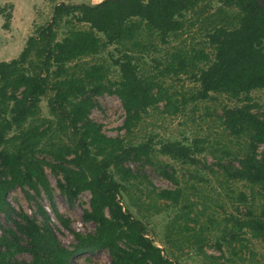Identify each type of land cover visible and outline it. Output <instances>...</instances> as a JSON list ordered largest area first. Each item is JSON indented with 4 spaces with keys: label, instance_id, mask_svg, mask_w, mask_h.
Wrapping results in <instances>:
<instances>
[{
    "label": "trees",
    "instance_id": "trees-1",
    "mask_svg": "<svg viewBox=\"0 0 264 264\" xmlns=\"http://www.w3.org/2000/svg\"><path fill=\"white\" fill-rule=\"evenodd\" d=\"M207 5L208 0L58 3L50 21L27 37L19 55L0 61V212L11 220V225L0 224V264H73L75 255L101 249L110 254L108 264H179L173 251L191 242L196 252H203L204 233L216 222L212 216L207 219L209 224L199 227L187 222H198L200 211L191 217L190 210L174 216L165 227L166 246L160 247L147 236L141 220L121 204L120 193L129 192L122 181L138 179L152 186L141 170L145 164L177 183L171 165L154 158L152 138L126 144L125 137L105 135L101 124L90 118L96 98L105 93L120 100L125 116L119 129L127 134L160 101L164 100V110H176L175 92L170 93L164 80L156 79L158 75L189 76L195 85L186 90L192 102L222 96L233 103H223L217 118L238 147L209 148L208 152L225 182L248 183L263 203L258 213L245 210L242 219L231 213L224 217L219 238L233 255L241 232L248 231L264 243V147L259 150L264 146V111L254 110L258 104L251 96L264 88V1L223 0L209 14ZM195 25L205 39L198 49L180 38L184 28ZM60 28L64 32L59 37ZM173 40L179 41L172 44ZM205 47L210 48L208 53ZM144 56L153 64L149 69ZM184 94L179 100L182 105L187 101ZM42 100L48 116L41 114ZM202 141H161L158 153L196 165V154L207 150ZM129 162L140 163V167L132 170L126 165ZM46 168L69 204L81 192L90 193L82 220L91 222L94 229L73 231L71 248L58 241L45 207L36 203L34 214L29 215L7 201V193L15 186L25 191L28 200L43 191L56 220L68 227V219L52 201ZM181 193L175 187L154 194L168 202V207L184 200ZM247 198L245 193L237 196L240 203ZM131 204L139 207L133 199ZM215 245L221 248L219 241ZM20 253H27L29 260L19 259L16 255Z\"/></svg>",
    "mask_w": 264,
    "mask_h": 264
},
{
    "label": "rangeland",
    "instance_id": "rangeland-1",
    "mask_svg": "<svg viewBox=\"0 0 264 264\" xmlns=\"http://www.w3.org/2000/svg\"><path fill=\"white\" fill-rule=\"evenodd\" d=\"M102 0H0V61L10 60L19 55L24 47L27 37L35 32L39 26L45 25L50 21L54 7L58 3L77 4L86 3L94 5ZM263 2L264 0H259ZM223 0H208L205 6L206 14L215 13ZM227 11L232 9L227 8ZM186 19H190V13L184 14ZM5 23V24H4ZM4 24V25H3ZM196 25L192 29L184 28L180 38L186 39L187 42L193 43L192 46L198 49L201 43L204 44V37L201 32L196 29ZM64 32V28H60L58 36ZM193 37V38H191ZM179 40L172 41L177 44ZM110 47L109 49H111ZM210 48L205 47V52H209ZM114 52V51H113ZM146 67L149 69L153 64L149 56H144ZM114 74V73H113ZM167 87L170 93H174L173 102L177 103V109L167 108L164 110V100L152 106L155 109L148 108L147 113L141 115L137 125L127 134L124 129H119L124 122V110L121 102L114 94H103L96 98L97 106L91 110L90 118L101 124L102 132L110 137L123 136L126 138V144H138L146 141L151 137L154 150V158L161 163L171 165L174 170L177 183L159 175L157 170L149 164L143 165L142 173L151 182L152 186H147L138 182V179H131L124 184L128 187L129 192L122 191L119 195L122 206L128 210L134 218L140 219L146 228L147 236L154 241L157 246L165 247L164 235L167 223L176 215L183 214V211L190 210V216L195 211L202 214L198 218V222L189 220L190 226L199 227L200 224L208 223V218L212 216L216 222L213 228L207 229L204 233L205 244L203 252H196V245L184 243L180 250H174L173 256L177 258L179 264H264V243L257 238L251 236L248 231L241 232V240L235 244L237 254L230 253V249L224 240L219 238V228L222 227L223 218L232 214L238 219H242V213L247 209L258 213L263 203L261 196L251 186L241 180H232L225 182L223 176L215 165V158L212 157L208 149L221 150V147H229L234 150L238 147L233 137L228 135L217 118L220 114L222 104L232 106V102L219 96L215 101L192 102L190 94L186 92L190 88H195L194 83L186 74H179L178 77L165 75L156 78ZM172 84V85H171ZM185 94L187 101L181 104L182 92ZM253 100L258 104L257 109L264 111V88L255 90L251 93ZM177 101V102H176ZM40 111L43 116H48L45 100L40 102ZM194 138L202 139V145L207 150L196 154L199 159L196 165H188L180 161L173 160L167 156L158 153L159 142L166 140H179L183 143L191 144ZM264 146H259L262 150ZM219 154V151H216ZM132 170L140 167V163L129 162L126 164ZM213 169V172L210 170ZM170 171V169H168ZM46 175L50 182L52 201L57 211L68 219V227L62 226L51 211L49 200L45 193L41 191L39 195L33 196L28 200L25 191L15 186L7 193V201L10 206L16 210H24L29 215L35 212L36 203L45 207L49 216L50 223L61 245L71 248L75 242L73 231L82 233L91 232L94 225L91 222L82 220V213L85 208L89 207L90 193L83 191L79 197L69 204L65 197L60 193L56 186V178L45 169ZM139 188V190L136 189ZM149 187V188H148ZM154 187V191H151ZM178 187L182 190L181 199L177 203L166 207L168 202L163 199L156 198L154 193L160 189H174ZM154 192V193H153ZM251 192H253L251 194ZM239 193H245L248 197L245 203L237 200ZM186 198V199H185ZM133 199L139 207L131 204ZM193 203L192 206L189 204ZM159 210H155L156 206ZM189 209H186V206ZM37 222H41V218L35 214ZM11 220L0 212V224L3 226L11 225ZM182 223V219L178 220ZM216 241L220 243V249L215 245ZM19 259L29 260L27 253L17 254ZM212 257V258H210ZM73 264H108L110 254L107 250H96L93 253H82L73 257Z\"/></svg>",
    "mask_w": 264,
    "mask_h": 264
}]
</instances>
